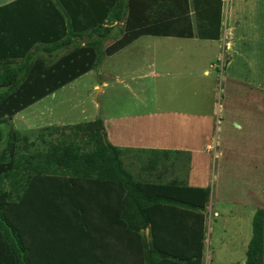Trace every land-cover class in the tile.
Masks as SVG:
<instances>
[{
	"label": "trees",
	"instance_id": "1",
	"mask_svg": "<svg viewBox=\"0 0 264 264\" xmlns=\"http://www.w3.org/2000/svg\"><path fill=\"white\" fill-rule=\"evenodd\" d=\"M13 7L21 9L13 25L15 15L0 17V264H203L210 188L137 179L102 119L36 136L12 120L142 36L219 40L224 0H16L0 15ZM99 191L114 207L99 199L93 210L88 195ZM161 209H172L173 224ZM99 220L110 224L108 254ZM246 264H264L262 209Z\"/></svg>",
	"mask_w": 264,
	"mask_h": 264
},
{
	"label": "crops",
	"instance_id": "2",
	"mask_svg": "<svg viewBox=\"0 0 264 264\" xmlns=\"http://www.w3.org/2000/svg\"><path fill=\"white\" fill-rule=\"evenodd\" d=\"M14 1L16 0H0V7ZM229 1L231 3L230 14L228 13L227 15L225 13V4L223 8L221 38L213 40L224 44L229 52V55L225 57L227 60L224 69L227 71L225 77L228 78L229 76L230 80L235 84L229 86L228 91L233 96L243 97L239 90L240 86H249L251 94L244 96L243 100L249 101L252 99L254 103L260 102L264 111V0H227L226 4ZM20 10L19 7H13V9L7 11V15L1 14L0 17L7 19L15 15L13 22L9 21L13 25L20 18ZM24 22L26 20L21 18L20 23ZM227 32L230 35L229 38ZM162 37L188 40L200 39L197 33L192 38L179 36ZM43 54L45 55V52ZM242 60L245 64L242 69L250 71V76L247 78L237 77V74L233 73L236 62H241ZM153 67L155 65H151L148 73L140 75V78H152L154 80L156 76H160L161 73L153 70ZM189 67H193V65H189ZM209 67L215 69L216 65H209ZM208 73H210V70L205 68L203 75ZM118 77L121 82L124 81L120 76H116V79ZM98 86H100V91H105V88L110 85L109 82L104 81L96 87ZM137 91L132 94L134 101L130 102L129 106L121 110L115 108L102 115L108 141L123 150L124 167L137 179L164 183L177 181V183L187 187L210 188V200L204 212L205 219L203 221V264H205V250H207L206 243L209 242L211 247L214 234L216 239L218 238V245H214L213 251L215 260L224 261L225 264H246V254L253 237V219L256 213L254 208L255 198L253 192L249 191V182L247 181L246 190L241 194L236 191L238 187L230 188V205L223 208L218 207L216 211H212L214 187L211 186V183L214 177V170L217 168L214 163L217 160L218 145L223 143L215 138L216 131H219L215 129H219L221 123L220 120H217V113L221 115L225 112L230 116L228 109L222 104L221 107L218 106L217 108L218 101L215 93L209 95L202 93L201 95H204L205 98H201L200 94H196L193 96L194 100L181 101L180 97L177 96L172 98L153 93L150 84L149 86H140ZM120 97L123 99L129 98L127 95ZM230 119V127L240 125L234 118ZM213 141H215V144ZM213 150H215L214 156ZM157 156L168 160L165 162L163 160H152ZM148 158L150 160H145ZM234 177L241 178L244 175L241 176L240 173V176L234 175ZM251 187H253V178ZM96 188L97 186L92 188V190L98 191ZM88 196L93 198V210L97 209L96 206L100 203L99 199H104L109 205L113 206L110 196L100 194V191L99 193L93 192ZM222 197L224 196L222 195ZM222 197L221 200L224 199ZM109 205H103L105 215L111 212V206ZM169 210L170 213H168V209H161L157 213L164 218L166 217V220L171 219V224H173L175 222L172 216L173 211L172 209ZM262 210H264V207ZM207 211H209V214L213 212L214 217V220L212 216L209 217V223L207 222ZM190 222H193L194 225L197 224L200 228V220L197 217H192ZM190 222L187 221L186 217L184 225L187 226ZM99 223L106 231L104 232L106 233L104 234L106 238L110 224L108 220H99ZM232 223L234 225L230 227L229 224ZM49 227L51 229L53 226L49 225ZM38 228L40 229V227ZM56 228L67 227L60 226ZM145 234L150 238L149 228L145 230ZM43 235L47 236L48 233ZM107 236L109 242L104 245V248L108 254L111 234L109 233ZM196 236L198 237L199 233ZM196 251L189 249L187 253L193 255Z\"/></svg>",
	"mask_w": 264,
	"mask_h": 264
},
{
	"label": "rangeland",
	"instance_id": "3",
	"mask_svg": "<svg viewBox=\"0 0 264 264\" xmlns=\"http://www.w3.org/2000/svg\"><path fill=\"white\" fill-rule=\"evenodd\" d=\"M226 3L227 0L224 4L225 13L228 15L231 3L230 1ZM224 16L226 17L225 14ZM119 27L123 28L122 25ZM227 36L230 37L228 32ZM83 39L87 40V37ZM110 44L111 41H107L104 50ZM228 55L225 45L213 40L145 35L114 55L101 56L95 69L20 112L12 120L13 125L28 136H36L40 129L55 125L72 126L97 119L103 121V114L115 108L121 110L129 106L130 102L134 101L132 94L138 92L140 86H149V84L153 93L172 98L177 96L181 101L194 100L193 96L196 94L205 98L202 93L205 95L215 93L217 108L221 107V104L224 105L230 116L224 111L221 115L217 113V120L221 123L219 129H215L219 130L216 131L215 138L223 143L218 145L217 160L214 163L217 168L215 167L211 183L214 187L213 210H211L214 212L218 207L229 206L230 188L238 187L236 191L241 194L246 190L248 181L249 191L253 192L255 198L254 208L257 211L264 207L263 105L261 106L260 102L254 103L252 99L243 100L244 96L251 94L249 86H240L239 90L243 97L230 94L228 87L235 83L229 76L225 77L227 72L224 70L227 64L225 57ZM151 65H155L153 70L161 75L156 76L154 80L140 78V75L148 73ZM209 65L216 67L211 69ZM236 65L233 73L237 74V77L250 76L249 70L242 69L245 65L243 60L237 61ZM205 68L209 69L210 73L203 75ZM116 76H120L124 81L121 82L119 77L116 79ZM104 81L109 82L110 86L106 87L105 91H100V86H96ZM123 95L129 98H121L120 96ZM230 118H234L240 125L230 127ZM225 140L227 141L224 142ZM213 143L215 144V141ZM213 151L214 156L215 150ZM152 160L165 162L168 159L157 156ZM240 173L244 177H234V175L240 176ZM252 178L253 187H251ZM221 197L224 199L221 200ZM213 212L206 213L208 223L210 216L214 220ZM229 225L233 227L234 223ZM211 244L210 247V243H206L205 264H225L224 261L215 260L213 256L214 247L218 245L215 234Z\"/></svg>",
	"mask_w": 264,
	"mask_h": 264
},
{
	"label": "clouds",
	"instance_id": "4",
	"mask_svg": "<svg viewBox=\"0 0 264 264\" xmlns=\"http://www.w3.org/2000/svg\"><path fill=\"white\" fill-rule=\"evenodd\" d=\"M224 3H225V0H224ZM123 26V25H122Z\"/></svg>",
	"mask_w": 264,
	"mask_h": 264
}]
</instances>
